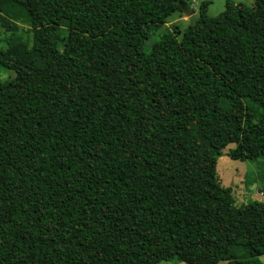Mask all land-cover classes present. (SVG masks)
I'll return each instance as SVG.
<instances>
[{"label": "trees", "instance_id": "trees-1", "mask_svg": "<svg viewBox=\"0 0 264 264\" xmlns=\"http://www.w3.org/2000/svg\"><path fill=\"white\" fill-rule=\"evenodd\" d=\"M254 4L204 2L145 52L186 0H0L29 33L0 48V264H262L264 201L216 177L231 144L264 156Z\"/></svg>", "mask_w": 264, "mask_h": 264}, {"label": "rangeland", "instance_id": "rangeland-1", "mask_svg": "<svg viewBox=\"0 0 264 264\" xmlns=\"http://www.w3.org/2000/svg\"><path fill=\"white\" fill-rule=\"evenodd\" d=\"M227 0H186L188 9L193 11L191 16L185 15L184 12H176L170 16L166 23L154 29L151 37L145 42L144 50L149 52L152 44L160 36L174 30V27L180 31L185 30L187 26L193 22L197 16L199 7L202 3L207 2V15L216 17L225 9ZM234 3H242L248 7H254V0H231ZM27 26L22 23H14L11 26H0V48L5 49L6 42L13 37H21L27 39ZM15 76V72L10 69L0 67V83L11 80ZM236 145L231 144L224 148L221 157L218 158L216 164V177L224 187L232 189V196L236 207L242 206L252 201H264V156L256 161L233 160L231 153H236ZM243 242V240H242ZM236 248H233L234 252ZM232 252V253H233ZM243 253V251H242ZM241 254L238 258L241 259ZM259 261L264 264V255L260 256ZM157 264H181L176 260L160 261ZM218 264H226L221 261Z\"/></svg>", "mask_w": 264, "mask_h": 264}, {"label": "water", "instance_id": "water-1", "mask_svg": "<svg viewBox=\"0 0 264 264\" xmlns=\"http://www.w3.org/2000/svg\"><path fill=\"white\" fill-rule=\"evenodd\" d=\"M182 9L184 10L185 15H187V16H190V15H191L190 12H188V11L185 9V6H182Z\"/></svg>", "mask_w": 264, "mask_h": 264}]
</instances>
